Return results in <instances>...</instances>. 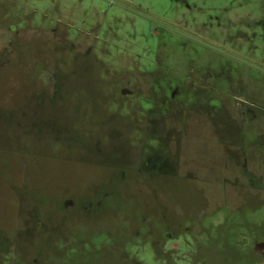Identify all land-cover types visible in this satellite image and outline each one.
I'll use <instances>...</instances> for the list:
<instances>
[{
  "label": "rangeland",
  "instance_id": "374dc122",
  "mask_svg": "<svg viewBox=\"0 0 264 264\" xmlns=\"http://www.w3.org/2000/svg\"><path fill=\"white\" fill-rule=\"evenodd\" d=\"M0 264H264V0H0Z\"/></svg>",
  "mask_w": 264,
  "mask_h": 264
}]
</instances>
